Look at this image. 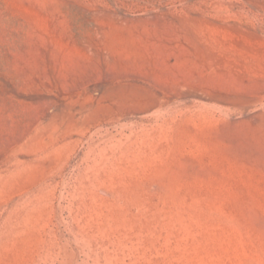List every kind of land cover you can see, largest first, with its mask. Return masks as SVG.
<instances>
[{"label": "rangeland", "instance_id": "obj_1", "mask_svg": "<svg viewBox=\"0 0 264 264\" xmlns=\"http://www.w3.org/2000/svg\"><path fill=\"white\" fill-rule=\"evenodd\" d=\"M0 264H264V0H0Z\"/></svg>", "mask_w": 264, "mask_h": 264}]
</instances>
